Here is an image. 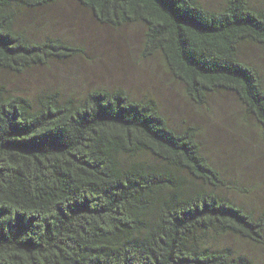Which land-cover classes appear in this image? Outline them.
<instances>
[{"label": "trees", "instance_id": "1", "mask_svg": "<svg viewBox=\"0 0 264 264\" xmlns=\"http://www.w3.org/2000/svg\"><path fill=\"white\" fill-rule=\"evenodd\" d=\"M58 1L0 0V72L84 53L19 25L22 10ZM75 1L103 25L141 24L143 55L161 54L193 102L230 93L264 130V80L242 57L244 45L264 49V9L250 0L219 10L201 0ZM223 185L197 129L176 130L151 100L95 89L32 101L0 83V264H251L217 241L263 244L264 216Z\"/></svg>", "mask_w": 264, "mask_h": 264}, {"label": "rangeland", "instance_id": "2", "mask_svg": "<svg viewBox=\"0 0 264 264\" xmlns=\"http://www.w3.org/2000/svg\"><path fill=\"white\" fill-rule=\"evenodd\" d=\"M226 1L201 0L210 10L221 9ZM250 2L256 9H264V0ZM18 23L31 37L59 38L84 53L34 66L21 74L0 72V83L10 93L36 101L43 94L56 92L80 99L95 89H121L134 100H151L176 130L197 129L204 154L222 174L221 193L258 217L264 216V130L246 116L232 94L217 92L204 104H196L170 74L161 54L143 55L141 24L103 25L75 0L22 10ZM242 57L264 80V49L244 45ZM143 159L156 163L150 156ZM190 183L192 187L198 184L194 180ZM217 243L232 248L251 264H264V243L231 235L220 237Z\"/></svg>", "mask_w": 264, "mask_h": 264}]
</instances>
